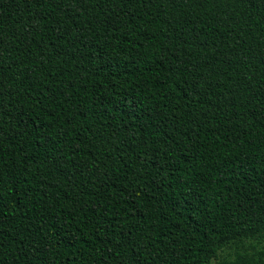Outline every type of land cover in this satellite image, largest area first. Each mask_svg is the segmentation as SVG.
<instances>
[{"label":"trees","instance_id":"1","mask_svg":"<svg viewBox=\"0 0 264 264\" xmlns=\"http://www.w3.org/2000/svg\"><path fill=\"white\" fill-rule=\"evenodd\" d=\"M0 264H264V0H0Z\"/></svg>","mask_w":264,"mask_h":264}]
</instances>
